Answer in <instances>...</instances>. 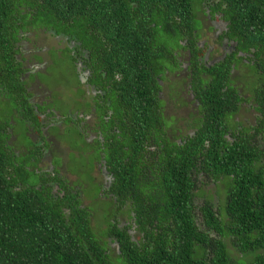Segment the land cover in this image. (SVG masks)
Returning <instances> with one entry per match:
<instances>
[{"label":"trees","instance_id":"16d2710c","mask_svg":"<svg viewBox=\"0 0 264 264\" xmlns=\"http://www.w3.org/2000/svg\"><path fill=\"white\" fill-rule=\"evenodd\" d=\"M132 1L0 0V96L21 82V46L33 32L56 27L87 37L92 27L89 41L106 45L100 57L114 78L112 107L131 126L123 131L130 132L127 151L111 164L129 184L123 219H132L122 228L108 210L82 206L77 193L56 195L33 182L26 157L8 147L6 114L34 119L38 107L22 95L0 100V264H264V0H220L249 43L244 49H257L245 83L250 97L238 99L229 79L203 68L213 80L194 85L200 119L194 136L180 141L161 138L166 119L154 75L179 44L178 27L200 28L201 0ZM148 10L149 25L138 14L147 18ZM249 98L255 124L230 142L222 120ZM91 198L98 201L94 192Z\"/></svg>","mask_w":264,"mask_h":264},{"label":"flooded vegetation","instance_id":"af4514ba","mask_svg":"<svg viewBox=\"0 0 264 264\" xmlns=\"http://www.w3.org/2000/svg\"><path fill=\"white\" fill-rule=\"evenodd\" d=\"M136 1L132 4L135 5ZM201 3L196 11L200 28L188 34L178 27L179 44L170 50L171 57L168 53L164 70L154 75L158 83L153 89L160 100L163 119H166L163 122L165 135L161 138L168 140H184L187 134L194 136L197 130L200 100L194 85L213 80L208 79L203 68L213 69L210 78L229 79L240 94L238 99L250 97L249 92H244L245 83L253 77L249 68L255 67L257 49L252 46L244 49L248 42L244 34H238L230 20L225 18L224 9L227 7L223 2L201 0ZM138 14L149 25V10L147 18H143L144 14L140 12ZM86 28L87 37L73 30L59 32L56 27L33 32L36 37L42 33L53 37L54 41L53 44L32 45L29 51L25 47L29 41H23L21 53L24 58L19 61L23 69L21 82L3 93L0 100L4 103L22 95L38 109L33 114L34 119L24 111L21 114L14 113V109L7 112L6 118L12 125L8 127V147L12 153L26 157L24 161L30 164L28 175L38 186L44 185L61 196L77 193L82 206L96 210L94 213L99 215L108 210L111 218L119 217V226L123 228L132 221L131 217L123 219L129 213V203L123 196L129 184L122 186L120 173L111 163L127 151L130 132L123 131L131 130V126L122 124L116 108L112 107L114 78H110L112 74L102 66L104 62L100 57L107 47L96 44L95 36L94 43H91L89 39L95 29ZM168 29L175 32L170 26ZM46 51L62 57L52 72H47L51 58ZM26 52L32 57H27ZM115 78H120L117 72ZM249 103L250 98L240 101V109L222 120L227 130L225 137L230 142L234 135L255 124L253 113L247 109ZM149 147L143 143L140 149L145 158ZM126 167H130V163ZM86 192H94L98 201ZM101 204L110 207L105 209Z\"/></svg>","mask_w":264,"mask_h":264},{"label":"rangeland","instance_id":"374dc122","mask_svg":"<svg viewBox=\"0 0 264 264\" xmlns=\"http://www.w3.org/2000/svg\"><path fill=\"white\" fill-rule=\"evenodd\" d=\"M32 37V42H28V43H25V47L26 48V51L30 50V48L32 47V45H36V46H39V45H44V44H53V37L51 36H47V35H44V34H39L37 37H34V36H31ZM29 37V38H31ZM35 42V44H33ZM27 53V57H32L31 54H28L29 52H26ZM46 54L49 56V58H51V62L49 65H53V66H50L48 65V68H47V72H52L54 67H55V64H60V61L62 60V57L60 56H57L55 57L54 56V53H51V51H46ZM55 61V63H54ZM66 61H69L68 59H66ZM46 72V73H47ZM45 73V72H44ZM207 187H210V186H207ZM86 194H88L90 197H91V192H86ZM102 216L104 217V213L102 214ZM93 223H95V221H93Z\"/></svg>","mask_w":264,"mask_h":264}]
</instances>
